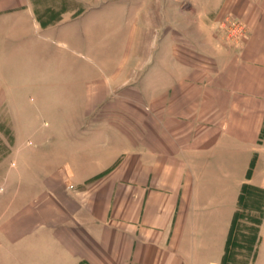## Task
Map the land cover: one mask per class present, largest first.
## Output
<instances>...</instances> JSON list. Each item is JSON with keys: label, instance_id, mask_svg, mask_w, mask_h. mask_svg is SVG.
<instances>
[{"label": "crops", "instance_id": "crops-1", "mask_svg": "<svg viewBox=\"0 0 264 264\" xmlns=\"http://www.w3.org/2000/svg\"><path fill=\"white\" fill-rule=\"evenodd\" d=\"M78 1L85 11L104 4ZM34 3L0 0V29L9 34L0 37V61L19 43L40 44L27 32ZM225 4L247 27L241 46L208 56L172 48V69H164L171 80H157L162 93L135 102L146 118L136 117L118 164L83 192L48 181L53 196L4 224L9 257L0 264H220L244 184L263 193L252 213L256 242L238 264H264V0ZM107 91L94 87L90 97L108 104Z\"/></svg>", "mask_w": 264, "mask_h": 264}, {"label": "rangeland", "instance_id": "rangeland-1", "mask_svg": "<svg viewBox=\"0 0 264 264\" xmlns=\"http://www.w3.org/2000/svg\"><path fill=\"white\" fill-rule=\"evenodd\" d=\"M225 1L103 0L85 11L78 0H35L27 32L40 44L19 43L0 61V260L9 257L4 224L53 196L48 181L83 192L118 164L136 117L146 118L135 102L162 93L157 80H171L164 69H172V48L208 56L232 47L222 24L235 16ZM94 87L107 88L108 104L90 97Z\"/></svg>", "mask_w": 264, "mask_h": 264}, {"label": "trees", "instance_id": "trees-1", "mask_svg": "<svg viewBox=\"0 0 264 264\" xmlns=\"http://www.w3.org/2000/svg\"><path fill=\"white\" fill-rule=\"evenodd\" d=\"M264 136V126L261 132ZM262 191L249 185H242L237 199V209L233 214L224 245L220 264H238V257L248 259L257 238L259 219L252 215L260 210ZM247 263V262H246Z\"/></svg>", "mask_w": 264, "mask_h": 264}, {"label": "built area", "instance_id": "built-area-1", "mask_svg": "<svg viewBox=\"0 0 264 264\" xmlns=\"http://www.w3.org/2000/svg\"><path fill=\"white\" fill-rule=\"evenodd\" d=\"M222 27L228 30V41L232 47L239 48L247 37V27L236 17L228 16L225 18Z\"/></svg>", "mask_w": 264, "mask_h": 264}]
</instances>
